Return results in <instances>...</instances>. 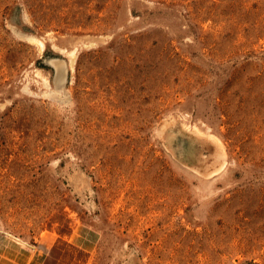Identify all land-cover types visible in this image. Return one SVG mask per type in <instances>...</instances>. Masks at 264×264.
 Wrapping results in <instances>:
<instances>
[{"label":"rangeland","instance_id":"374dc122","mask_svg":"<svg viewBox=\"0 0 264 264\" xmlns=\"http://www.w3.org/2000/svg\"><path fill=\"white\" fill-rule=\"evenodd\" d=\"M0 264H264V0H0Z\"/></svg>","mask_w":264,"mask_h":264},{"label":"bare ground","instance_id":"6f19581e","mask_svg":"<svg viewBox=\"0 0 264 264\" xmlns=\"http://www.w3.org/2000/svg\"><path fill=\"white\" fill-rule=\"evenodd\" d=\"M60 68V67H59ZM57 70V69H56ZM63 70V69H62ZM61 77H62V72H61V70H58V74H57V78L58 79H61ZM58 82H59V80H58Z\"/></svg>","mask_w":264,"mask_h":264}]
</instances>
